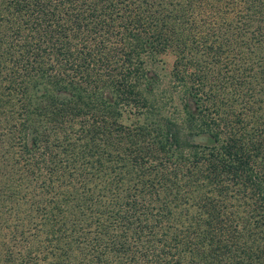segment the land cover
Instances as JSON below:
<instances>
[{
    "label": "trees",
    "instance_id": "16d2710c",
    "mask_svg": "<svg viewBox=\"0 0 264 264\" xmlns=\"http://www.w3.org/2000/svg\"><path fill=\"white\" fill-rule=\"evenodd\" d=\"M167 50L174 59L158 92L146 60ZM127 106L137 121L124 146L130 175L119 180L131 184L105 188L118 219L139 232L149 226L138 213L154 206L189 221L162 231L146 258L264 264V0H0V122L23 152L44 158L52 133L65 149L93 155L99 140L125 130ZM74 122L80 145L67 136ZM158 151L169 167L153 160ZM51 187L60 195L52 233L63 203L89 207L97 194Z\"/></svg>",
    "mask_w": 264,
    "mask_h": 264
},
{
    "label": "rangeland",
    "instance_id": "374dc122",
    "mask_svg": "<svg viewBox=\"0 0 264 264\" xmlns=\"http://www.w3.org/2000/svg\"><path fill=\"white\" fill-rule=\"evenodd\" d=\"M173 59L174 54L167 50L146 60L160 77L158 92L163 91L160 89L169 79ZM258 93L255 90L253 95ZM225 96L231 97V91L227 90ZM232 107L240 108L239 104ZM170 109L164 108L163 113L169 114ZM222 109L215 113L222 114ZM136 117L133 108L124 107L120 120L125 130L99 140L93 155H80L73 146L65 149L59 137L54 139L51 133L48 146L44 143L39 148L49 152L44 158H40L39 150L23 152L0 122V264H52L57 257L58 264H152L144 253L156 237L164 230L172 231L189 221L185 215L178 214L177 208L158 210L154 206H149L147 214L138 213L140 221L150 229L143 227L138 232L118 219L113 196L105 188L114 180H118L119 187L131 184L130 180L122 178L120 181L119 178L130 175L125 168L128 153L124 146L129 145L126 131L135 126ZM77 128V122L68 128L69 140L77 141ZM57 133L60 136V131ZM202 138L200 132L193 135L192 141L201 142ZM74 143L81 144L80 141ZM166 155L158 151L153 160L169 167L172 162ZM95 157L101 162L98 169L93 167ZM78 172L82 177L88 176V180L79 182L75 176ZM52 181H59L69 189L97 191L89 207L72 201L63 203L62 215H55L60 223L55 233L48 229V221L54 216L51 215L53 202L60 195L54 192V187L47 189ZM116 242H121L126 249L110 250L109 246Z\"/></svg>",
    "mask_w": 264,
    "mask_h": 264
}]
</instances>
